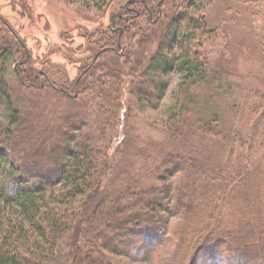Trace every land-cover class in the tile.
<instances>
[{"label": "rangeland", "instance_id": "374dc122", "mask_svg": "<svg viewBox=\"0 0 264 264\" xmlns=\"http://www.w3.org/2000/svg\"><path fill=\"white\" fill-rule=\"evenodd\" d=\"M128 3L132 11V8L125 9ZM187 11L203 17L206 24L205 31L198 30L189 44L190 59L197 67L193 74L184 75L177 70L175 62L159 59L162 67L153 72L148 68L153 59L174 51L172 37L167 40L166 35L171 24L180 19L181 24L185 23L183 13ZM0 15L24 42L22 45L0 19V81L6 84L9 93L7 98L0 92V149L5 148L17 165L45 168L53 181L57 179L55 167L64 160L56 154L45 164L43 157H50L51 147L64 149L72 137L77 142L81 137L99 140L107 155L100 167H107V173L95 199L91 193L74 204L78 210L87 204L86 200L92 199V205H99L95 210L90 208L95 212L94 216L91 214L94 222L117 210L122 201L118 199L124 197L128 203L126 212L135 210L132 205L138 207L139 200L131 204L134 199L130 200L127 195H140L146 190L145 194H149L152 189L163 194L168 190V195H172L175 184L183 182L187 174L196 170L189 163L182 162L181 169V165L174 166L170 161L175 158L182 164L181 157L202 148L211 156L214 153L216 157L230 156L242 167L246 166L242 172L246 177L241 176L238 185L247 189L251 186L248 192L254 195L255 201L260 200V196L263 201L264 0H164L157 15L141 2L130 4V0H0ZM118 17L123 33L118 37V47H112L108 37L113 33L110 29L113 20ZM151 71L155 81L160 78L166 83L158 97L151 95L148 87L144 90L143 84L149 83L146 74ZM115 75L119 92L112 99L114 82L110 79ZM97 78L103 87L99 86ZM11 105L26 123L15 124L17 119L12 117ZM175 108H184V119L189 123L182 138L174 137L168 125ZM114 113L117 114L114 116ZM199 119L202 123L197 121ZM211 119L217 120L215 132L219 134L210 141L199 131H202L200 126ZM37 124L39 127L43 124L38 131L43 134H34L37 139L32 138L30 145L23 143L20 134ZM10 131H14L12 139ZM195 138H200L201 142ZM46 139H53L50 146L45 143ZM43 147L48 149L47 154L39 156V148ZM217 174L216 171L206 173L204 178L217 177ZM216 181L215 196H207L210 199L201 203L192 200L196 208L190 215V212L184 214V207L178 210L175 207L172 210L175 213H168L166 224L171 228L182 227L181 224L188 226L190 235L183 249L191 248V256L197 229L205 232L211 226L207 223L209 220L215 224L213 211L217 205L222 210L228 206L238 217L242 213L243 219L251 220L241 226L242 237H245L242 239L248 242L252 238H246L249 237L247 231L260 224L250 218L252 213L257 214L256 208L250 209L252 199H244V190L225 198L227 183L222 190L220 181ZM184 204L190 205V202ZM185 215L190 217L188 221H183ZM261 215L264 220V214ZM179 230L182 232L181 228ZM64 239L66 245H86L90 250L95 247L111 264H162L177 246L165 236L160 243L157 241L156 251L150 250L147 256L136 258L121 252H103L104 239L98 242L89 237L84 241L82 236L75 239L74 230ZM98 253L94 255L100 256ZM251 255L247 251L239 258L249 259L248 264H257ZM262 262L260 260L259 264Z\"/></svg>", "mask_w": 264, "mask_h": 264}, {"label": "trees", "instance_id": "16d2710c", "mask_svg": "<svg viewBox=\"0 0 264 264\" xmlns=\"http://www.w3.org/2000/svg\"><path fill=\"white\" fill-rule=\"evenodd\" d=\"M174 1L185 2V0ZM138 2H141L151 13L156 15L161 11V6L164 5V0H130V4ZM131 8L129 3L125 7L127 11ZM183 15L186 18L185 23L181 24V19L178 22H172L173 24L169 28L170 31L166 35V37L168 36L167 40L172 37L171 46L175 48L174 51L171 50L172 54H159V57L156 56L148 65V68L153 72L161 69V62H165L166 59L169 62H175L177 70L184 75L186 73L193 74L197 67L196 62L190 59L189 44L194 40L198 30H201V32L205 31L206 24L201 16H193L188 11L185 14L183 13ZM116 18L110 28L113 33L108 37L109 45L112 47H118V37L123 33L120 30L121 25L118 24L120 18ZM159 59L162 60L160 63H158ZM93 64L87 68V71L91 69ZM152 71L146 74L149 83L143 84V86L144 90H147L148 87L151 90L149 93L158 97L162 95L163 87L166 83L160 78L155 81ZM117 78L115 75L110 79L111 82H114V85H112L114 87L110 93L112 99H114L115 95L117 97L119 92V81ZM96 81L100 87H103L98 78ZM0 92L3 97L9 98L8 89L3 81H0ZM147 95L149 94L147 93ZM114 107L115 109L117 108L116 105ZM9 109L12 117L17 119L15 123L17 126L20 122H27L20 118V112L14 106L11 105ZM174 112L175 114L169 118L168 125L173 129L174 137L182 138L184 129L189 123L184 119V108H175ZM116 114L114 113V116ZM16 115L19 117L16 118ZM197 121L202 123L200 119ZM42 125L39 127L37 124L28 129L25 126V130L20 134L19 139L23 136L22 140H20L30 145L32 138L37 139L34 134L39 135L41 133H38V131ZM216 125L217 120L211 119V122L200 126L202 131H197L203 134L204 139L209 138L211 141L212 137L219 134L215 132L218 129ZM13 132L10 131V139H12ZM195 139L201 142L200 138ZM52 140L46 139L45 143L50 146ZM76 140L73 137L71 140L69 139L64 149L51 147L53 149L51 150L49 148L52 153L47 159L45 154H47L48 149L39 148V156L45 155L43 157L45 164H48L49 161L47 160L49 158L52 159L56 154L63 158L61 160H64L58 163L60 166L55 167L54 172L57 179L53 181L48 178L45 168L39 169L38 165H33L32 168L17 165L13 158L5 152V148L0 149V264H111L104 254L95 249V247H90V250L86 245L82 247L80 245H66V238L64 239V237L66 234L71 233L72 230L75 232V239H79L80 236L84 238V241L88 237L92 241L97 242L100 238L104 239L105 241L103 240V244H101L103 252L105 250L121 252L136 258L147 256L150 250L156 251L158 244L166 236L170 240H174L177 246L162 264H248L249 259L239 258L240 254L247 251L252 253L250 258H256L257 264L260 263V260H263L262 263L264 264V247H259V245H264V220L261 218V214H264V199L262 201L263 196H260V200L255 201L254 195L248 192L252 188L251 186H248L247 189L244 185H238L242 178L241 176L246 177V175H242L246 166L242 167L237 160H233L230 156L225 158L221 154V157H216L215 153L211 156V153L207 154L204 148L194 152L195 154H189L188 152L181 157V163H189L196 172L187 174L185 176L186 180L183 182H177L172 195H168V190L166 194H163L162 191L157 189H152L149 194H145L147 190L143 191L144 193H139L141 196L137 194L127 195L126 197H130V200L134 199L131 200L133 202L131 204L139 200L144 207L140 208V204L137 203L138 207L135 208L134 204L132 206L135 210L128 213L129 211L126 212L125 209L128 203L125 202L124 197L118 199L122 201L117 210L109 216L107 214L98 217L97 220L95 219L96 222H94L91 214L95 215L93 211L99 205H92V199L90 201L83 199L87 204L82 205L81 209L78 210L74 207V204L79 202L80 198H84L91 193L95 195L94 199L96 198V193L99 192L101 187L102 178L108 170L105 166L101 168L100 163L102 159L107 158V155L104 154L105 150L100 147L99 140L95 142V140L87 137H81L78 142ZM13 153L16 157L18 156L16 152ZM33 153L36 154V150ZM193 155L197 158L193 157ZM221 158L225 161L221 160ZM222 162L226 163L223 164ZM34 163L36 164L37 160ZM170 163L174 166L181 165V169L184 167L183 163L179 164L180 161L175 158H172ZM214 169L218 173L217 177L206 178V176L204 178L206 173L215 172ZM217 179L221 183L222 190L224 184L227 183L228 187L224 190L225 198L234 197V193L239 195L243 190L246 192L244 199H252L250 209L254 210L256 208L255 213H257L254 216L252 213L250 218H253L252 220L255 219L254 222H260V224L247 231L246 234L249 233V237L247 236L246 238H252L250 239L251 242H248V239H242L245 237H242L244 233L241 234L243 231L241 226H246L248 221L251 220L243 219L242 213L238 217L228 206L222 210L217 205L215 211H213L215 224L209 220L207 223H210L211 226L209 225L210 227L208 228L207 225L205 232H203L202 228L197 229L196 235L198 237L193 247L194 254L191 256V248L186 247L183 249L187 242V235H190L189 230L187 231L188 226L185 228L186 225L181 224L182 227L174 226L171 228L169 224H166L168 213H175L172 211L175 207L177 210L184 207L182 209V211L185 210L184 214L187 215L190 212V215L193 208H196L195 204H192V200L201 203L210 199L207 196H215L214 193H217L216 187L218 186L216 183ZM167 196L169 200L166 199ZM145 197L151 201H147ZM213 201H215V198ZM189 202L190 205L188 204ZM184 203L188 205L185 206ZM193 205L194 207H192ZM90 208L94 210L92 209V211ZM259 208L261 209L260 212H258ZM189 209L191 210L189 211ZM251 210L250 212H253ZM186 215L183 217V221L190 219ZM180 228L182 232H180ZM84 248L85 250H83ZM97 253L101 257L94 255Z\"/></svg>", "mask_w": 264, "mask_h": 264}, {"label": "water", "instance_id": "95a60500", "mask_svg": "<svg viewBox=\"0 0 264 264\" xmlns=\"http://www.w3.org/2000/svg\"><path fill=\"white\" fill-rule=\"evenodd\" d=\"M0 19L9 27V29L14 33V35L18 38L19 42L24 45V42L22 39L17 35V33L14 31L13 27L0 15ZM28 86H31L30 84H27ZM68 96H71L70 94H67Z\"/></svg>", "mask_w": 264, "mask_h": 264}]
</instances>
